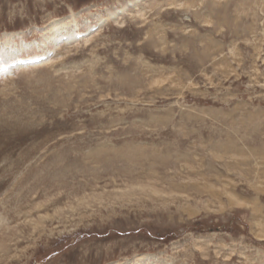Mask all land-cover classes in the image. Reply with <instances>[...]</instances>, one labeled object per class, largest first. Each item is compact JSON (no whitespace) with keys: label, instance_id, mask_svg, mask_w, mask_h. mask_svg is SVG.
I'll use <instances>...</instances> for the list:
<instances>
[{"label":"rangeland","instance_id":"rangeland-1","mask_svg":"<svg viewBox=\"0 0 264 264\" xmlns=\"http://www.w3.org/2000/svg\"><path fill=\"white\" fill-rule=\"evenodd\" d=\"M0 73V264H264V0H0Z\"/></svg>","mask_w":264,"mask_h":264},{"label":"bare ground","instance_id":"bare-ground-1","mask_svg":"<svg viewBox=\"0 0 264 264\" xmlns=\"http://www.w3.org/2000/svg\"><path fill=\"white\" fill-rule=\"evenodd\" d=\"M62 22L63 21L56 20L50 25L51 29L49 30V32L47 34H49L51 36L50 39H52L51 40L52 42L54 41L56 43L59 41V38H57L58 37L57 35L59 33H61V31H62V26H61ZM47 38H48V36H47Z\"/></svg>","mask_w":264,"mask_h":264}]
</instances>
